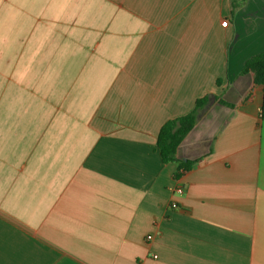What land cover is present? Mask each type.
Here are the masks:
<instances>
[{
  "label": "crops",
  "instance_id": "1",
  "mask_svg": "<svg viewBox=\"0 0 264 264\" xmlns=\"http://www.w3.org/2000/svg\"><path fill=\"white\" fill-rule=\"evenodd\" d=\"M263 50L264 0H0V264H264Z\"/></svg>",
  "mask_w": 264,
  "mask_h": 264
},
{
  "label": "trees",
  "instance_id": "2",
  "mask_svg": "<svg viewBox=\"0 0 264 264\" xmlns=\"http://www.w3.org/2000/svg\"><path fill=\"white\" fill-rule=\"evenodd\" d=\"M240 3L234 2L237 6ZM242 74L251 76V86L249 91L243 97L239 104L252 102L255 99V90L260 88L263 92L262 115L264 116V50L248 58L243 65ZM217 83H220L218 79ZM217 100L231 108L238 107L239 104L231 103L217 96ZM210 102V96L205 95L197 99L195 107L187 114L176 118L169 119L160 128L157 138V147L164 163L177 162L178 168L175 173L176 178H179L183 173L191 170L197 163V160L180 159L178 150L186 138V136L196 126L199 115Z\"/></svg>",
  "mask_w": 264,
  "mask_h": 264
},
{
  "label": "built area",
  "instance_id": "3",
  "mask_svg": "<svg viewBox=\"0 0 264 264\" xmlns=\"http://www.w3.org/2000/svg\"><path fill=\"white\" fill-rule=\"evenodd\" d=\"M229 23H230L229 19H225L223 21V25H225V26H228ZM176 190L179 193H183L184 192V188H182L180 186ZM152 239H153V235L152 234H150V235L147 236V240H152ZM155 257H157V256L155 255Z\"/></svg>",
  "mask_w": 264,
  "mask_h": 264
},
{
  "label": "water",
  "instance_id": "4",
  "mask_svg": "<svg viewBox=\"0 0 264 264\" xmlns=\"http://www.w3.org/2000/svg\"><path fill=\"white\" fill-rule=\"evenodd\" d=\"M214 98H211V100H213Z\"/></svg>",
  "mask_w": 264,
  "mask_h": 264
},
{
  "label": "rangeland",
  "instance_id": "5",
  "mask_svg": "<svg viewBox=\"0 0 264 264\" xmlns=\"http://www.w3.org/2000/svg\"><path fill=\"white\" fill-rule=\"evenodd\" d=\"M235 94V93H234Z\"/></svg>",
  "mask_w": 264,
  "mask_h": 264
}]
</instances>
